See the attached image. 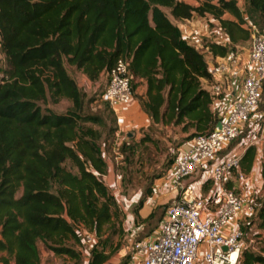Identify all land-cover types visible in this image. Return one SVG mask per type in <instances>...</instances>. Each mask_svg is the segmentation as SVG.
<instances>
[{"label":"trees","instance_id":"16d2710c","mask_svg":"<svg viewBox=\"0 0 264 264\" xmlns=\"http://www.w3.org/2000/svg\"><path fill=\"white\" fill-rule=\"evenodd\" d=\"M244 6L237 0H197L195 5L183 0H0V49L9 67L0 81V264H40L38 243L54 255L77 259L80 251L70 243L80 240L72 223L94 228L99 238L104 226L119 217L104 181L108 168L100 132L86 125L102 119L82 113L83 93L64 63L93 81L118 58H128L133 80L145 81L143 106L153 123L180 126L182 132L192 128L189 137L207 133L219 117L212 110L214 98L201 85L212 78L203 49L224 57L234 44L250 40L243 24L248 18L264 25V0H244ZM164 8L173 21L211 16L228 42L208 40L197 48ZM48 96L65 98L71 106L64 113L43 111L38 102ZM260 102L264 105V80ZM252 157L250 146L240 164ZM151 193L149 186L133 206L135 213ZM256 200L253 223L264 232V195ZM107 259L95 245L88 264ZM241 264H264V248L259 253L243 249Z\"/></svg>","mask_w":264,"mask_h":264},{"label":"built area","instance_id":"2783aa9c","mask_svg":"<svg viewBox=\"0 0 264 264\" xmlns=\"http://www.w3.org/2000/svg\"><path fill=\"white\" fill-rule=\"evenodd\" d=\"M243 26L249 30L252 42L241 80L242 94L231 99L227 110L218 115L219 120L209 132L192 136L188 146L174 154L170 169L176 195L165 208L156 232L147 239L130 242L128 251L137 255V264H241V253L247 248L241 228L235 227L228 233L222 229L243 208L247 215L255 208L253 202L244 203L229 184L234 177L245 180L240 169L241 157L248 147L264 137V112L257 111L264 80V30L248 18ZM216 32L217 42L227 37L219 26ZM195 46L203 49L202 45ZM228 69V60H220L214 65L212 74L223 75ZM132 80L130 59L118 58L106 73L103 92L113 111L119 105L132 102L135 93ZM201 85L214 100L222 93L221 84L213 82L212 78ZM253 116L257 122L250 136L229 154L217 156L223 147L240 137ZM198 171L207 172L212 182L205 195L190 180ZM72 226L82 247H92L96 243L94 228L87 229L76 223Z\"/></svg>","mask_w":264,"mask_h":264},{"label":"rangeland","instance_id":"374dc122","mask_svg":"<svg viewBox=\"0 0 264 264\" xmlns=\"http://www.w3.org/2000/svg\"><path fill=\"white\" fill-rule=\"evenodd\" d=\"M241 6L244 9L245 6ZM164 11L170 19H173L167 8H164ZM197 18L205 26H209L214 36L218 37L214 26L207 19L202 20L198 16ZM256 25L260 30H264V25L262 27L258 24ZM251 42L252 37L246 46L251 47ZM64 65L68 74L74 79L83 93L82 113L95 115L102 119L101 124L87 122L86 125L100 132L101 136L98 143L101 145L103 157L107 162L108 168L104 181L119 208V217L111 225L104 226L102 236L96 239V243L93 246L97 245L99 250L108 254V259L104 264H122L123 255L126 254L131 255L127 264H137V255L128 251L132 240L129 241L125 236L127 234L123 233L122 230L124 219L122 209H126L124 207L131 204L132 199H134L133 204H131L133 208L138 200L144 197L146 188L160 175H162L159 177L161 185L164 184L166 175L163 174L170 167L172 157L177 153L179 146H181L186 137L194 132V129L189 128L187 132H182L180 126L171 125L165 127L161 123L157 124L149 120V122L142 124L138 130L131 128L119 131L117 122L114 119L116 118L114 111L103 97L106 75H101L98 79L92 81L74 66L66 62ZM8 69L7 60L0 49V81L7 76ZM133 84L134 90L137 89L133 98L138 100L139 105H141L140 108L143 109L142 103L145 93H140L143 83L139 78H134ZM38 104L43 111L51 110L56 113H64L71 106L70 101L65 98L53 101L49 96L46 101H39ZM263 107L264 105L260 102L257 111L262 110ZM66 165L73 172H76L70 163L67 162ZM154 189L156 191V188ZM18 194H20V191ZM258 198L256 196L253 200L254 206L257 204L255 201ZM162 210L163 206H159L155 210V216L151 220L145 221L148 231L157 225ZM254 219L255 213H252L248 218V225L241 226V230L247 249L259 253L264 248V232L258 235L260 230L253 223ZM139 238L140 236L136 239ZM145 238L147 239L149 236ZM70 244L80 251L79 258L73 259L66 255H54L46 251L41 243H38L41 257L40 264H88V254L90 255V250L93 246L82 247L81 244L75 245L73 242ZM121 251H125L124 254Z\"/></svg>","mask_w":264,"mask_h":264},{"label":"crops","instance_id":"0c3cea01","mask_svg":"<svg viewBox=\"0 0 264 264\" xmlns=\"http://www.w3.org/2000/svg\"><path fill=\"white\" fill-rule=\"evenodd\" d=\"M190 4H197L196 0H183ZM238 6L243 9L241 5H244V0H237ZM244 10V9H243ZM202 20L207 19L210 24L214 26L216 30L218 27V22L213 19L211 16L200 17ZM197 16H193L190 20L186 21H176L171 19L177 26L179 27L182 37L188 41V43L192 45H202L205 41L213 40L217 41V37L214 36L213 31L209 28V26H205L203 23L197 20ZM205 23V21H204ZM228 42L227 37H221V44H226ZM250 42V40L242 41L234 44V50L229 52L224 57L215 56L213 57L206 48H204L205 59L208 62L209 70L212 75V80L215 83H220L222 86L221 95L213 101L212 110L217 113V115H222L227 110L231 99L234 97L240 96L242 94L241 91V80L244 75L245 69L247 67V54L250 47H247L246 44ZM228 60L229 69L225 74H212V69L214 65L220 60ZM143 84L141 85L140 93H145L146 85L145 81L139 79ZM202 84L205 85L206 80H201ZM137 90V89H136ZM135 90V92H136ZM135 94V93H134ZM145 101V96L143 97ZM144 101L142 106L144 105ZM138 100L134 99L128 105H119L114 110V115L116 117L117 126L119 131L127 130V129H135L138 130L142 124L151 121L149 115L145 112L144 108H140ZM144 107V106H143ZM152 122V121H151ZM257 119L253 116L250 120V123L244 129V133L239 138L232 141L223 147L217 154V156H224L229 154L233 149L243 141L248 138V135L255 127H256ZM161 125L168 127L171 125L162 124ZM244 134V135H243ZM187 136V135H185ZM191 138L187 136L183 141L181 146H179L178 150H182L188 146L191 142ZM253 147V157L247 162L244 161L240 164L241 171L245 174V180L239 181L235 177L232 182L229 184L231 188H233L242 198L244 203L253 202L256 196L262 197L264 195V180L262 177V168L264 165V137L262 141L252 146ZM244 154V153H243ZM166 175L164 180V184L161 185V180L159 177L155 178L151 183L152 193L149 196L145 197V201L141 209L135 213L131 204H133L134 199H132V203L128 204L126 209H122L123 211V222H122V230L129 241L131 240H140L144 239L147 236H152L157 228L153 227L148 231L146 229V223L143 222L147 215L156 207L163 206V211L161 214V220L164 217L165 208L173 201L176 191L172 188L171 182L173 180L171 175L170 167L163 174ZM208 173L204 171H198L190 180L195 182L196 189L203 193V195L207 194L210 188L212 187L211 180L208 179ZM105 177V176H104ZM204 182V183H203ZM203 183V184H201ZM156 188V191L154 188ZM139 198V197H136ZM250 215L245 213V208L239 213V215L231 220L222 230L225 233L230 232L235 227H240L248 224V218ZM160 220V222H161ZM159 222V223H160ZM159 225V224H158ZM147 230V231H146ZM262 234V232L259 231ZM140 236L139 239H136ZM246 246V244H245ZM247 247V246H246ZM125 251H121V253ZM118 253V254H121ZM53 254V253H52ZM126 254V253H125ZM127 255V254H126ZM123 255V256H126ZM131 256V255H130ZM89 258V254H88ZM87 258V260H88ZM13 264V263H12Z\"/></svg>","mask_w":264,"mask_h":264}]
</instances>
